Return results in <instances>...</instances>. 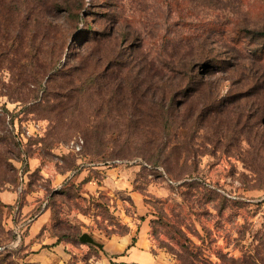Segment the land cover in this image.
<instances>
[{"label":"rangeland","instance_id":"obj_1","mask_svg":"<svg viewBox=\"0 0 264 264\" xmlns=\"http://www.w3.org/2000/svg\"><path fill=\"white\" fill-rule=\"evenodd\" d=\"M240 26L264 0H0V264H123L130 229L151 264H264V40ZM166 101L170 170L135 126ZM44 209L59 246L29 241Z\"/></svg>","mask_w":264,"mask_h":264},{"label":"trees","instance_id":"obj_2","mask_svg":"<svg viewBox=\"0 0 264 264\" xmlns=\"http://www.w3.org/2000/svg\"><path fill=\"white\" fill-rule=\"evenodd\" d=\"M235 31L237 33H244L247 32V36L250 38H253L255 40L261 39L264 40V30L257 31L255 29H250L247 27H237L235 28ZM257 54V51H256ZM255 57V56H253ZM256 58V57H255ZM216 59L214 57L207 58V62L201 63L202 66H207V68L210 69H216L219 65L215 61ZM223 66V65H221ZM95 111H99V107L97 106L95 108V103H93ZM134 112H138V105H133ZM144 109H146L147 114H149L151 120H148L146 125H143L140 123L139 120L135 122V126L139 127V124H141L143 129H140V131L145 130L144 136L141 137L142 144L146 146V152H145V158L149 163H153L154 165H166V168L168 169L170 160H174L177 158V155L179 153V146L180 142L176 141L177 134L173 131H170L169 133L167 131V134L161 138L159 135H155L152 130L155 128L161 126L164 129L168 130H175V128H183V125L180 124L175 120L176 118V105L171 101L166 102H157V103H148L147 105L143 106ZM100 112V111H99ZM133 122V124H134ZM132 124V123H131ZM140 138V137H138ZM187 153L190 152V148H186L183 150ZM170 170V169H168ZM123 264H126L125 262H122Z\"/></svg>","mask_w":264,"mask_h":264},{"label":"crops","instance_id":"obj_3","mask_svg":"<svg viewBox=\"0 0 264 264\" xmlns=\"http://www.w3.org/2000/svg\"><path fill=\"white\" fill-rule=\"evenodd\" d=\"M82 170L81 173L78 175L79 180H82L84 178L85 174ZM113 169H107L105 173V178L103 179V183H109L112 181L113 177ZM87 184V185H86ZM85 185L87 188L92 189L97 186V183L95 185L94 178L92 179H85ZM123 183L120 185L116 184L115 188L119 190V192H123ZM126 188V187H125ZM122 190V191H121ZM6 197L9 195H5ZM49 210L44 209L41 212L37 213L30 224L29 227V233L28 238L29 241L31 240L32 243L41 240L37 238L38 236H45V239H43V244H55L54 246H59L61 244L60 241H58V236H55V238H52L48 234V220H49ZM115 238L113 237L111 241V245H114V247L117 248L115 251L119 254V260L121 262H125L127 264H151L154 259L151 255V253L147 250L145 247V239L144 236H138L136 240H134V235L131 229L127 231L123 236L117 237L115 243H113ZM39 242V246L43 245Z\"/></svg>","mask_w":264,"mask_h":264},{"label":"water","instance_id":"obj_4","mask_svg":"<svg viewBox=\"0 0 264 264\" xmlns=\"http://www.w3.org/2000/svg\"><path fill=\"white\" fill-rule=\"evenodd\" d=\"M80 239H81V241H83V242H89V243H93V244H98V243L95 241V239H94L91 235H89L88 233H84V234H82L81 237H80Z\"/></svg>","mask_w":264,"mask_h":264}]
</instances>
